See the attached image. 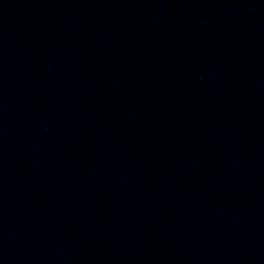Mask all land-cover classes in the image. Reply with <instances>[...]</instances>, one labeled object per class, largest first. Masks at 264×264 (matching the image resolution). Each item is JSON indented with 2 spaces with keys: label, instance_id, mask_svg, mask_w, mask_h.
<instances>
[{
  "label": "water",
  "instance_id": "obj_1",
  "mask_svg": "<svg viewBox=\"0 0 264 264\" xmlns=\"http://www.w3.org/2000/svg\"><path fill=\"white\" fill-rule=\"evenodd\" d=\"M0 264H264V0H0Z\"/></svg>",
  "mask_w": 264,
  "mask_h": 264
}]
</instances>
